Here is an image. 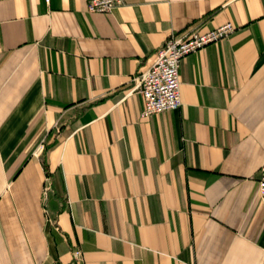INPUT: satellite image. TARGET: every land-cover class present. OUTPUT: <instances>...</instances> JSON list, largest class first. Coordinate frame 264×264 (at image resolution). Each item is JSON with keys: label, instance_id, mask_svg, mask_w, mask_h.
<instances>
[{"label": "crops", "instance_id": "crops-1", "mask_svg": "<svg viewBox=\"0 0 264 264\" xmlns=\"http://www.w3.org/2000/svg\"><path fill=\"white\" fill-rule=\"evenodd\" d=\"M224 21L141 115L154 49ZM263 161L264 0H0V264H264Z\"/></svg>", "mask_w": 264, "mask_h": 264}, {"label": "built area", "instance_id": "built-area-1", "mask_svg": "<svg viewBox=\"0 0 264 264\" xmlns=\"http://www.w3.org/2000/svg\"><path fill=\"white\" fill-rule=\"evenodd\" d=\"M122 3L123 0H85L87 10L99 12L109 11ZM231 30L232 24L229 21H224L205 31H198L196 27H191L178 36L170 34L156 47L133 77L134 87L143 98L141 115L178 107L181 102L178 67L182 57L201 48L207 42L226 35ZM41 149L42 143H39L35 153L38 154ZM255 181L256 194L264 207V161L257 168ZM50 189L49 177H45L41 189L43 198ZM73 257L75 259L80 257L78 249L73 251Z\"/></svg>", "mask_w": 264, "mask_h": 264}]
</instances>
